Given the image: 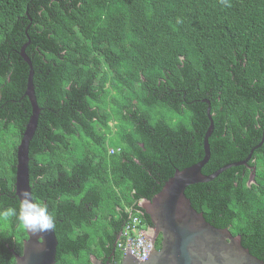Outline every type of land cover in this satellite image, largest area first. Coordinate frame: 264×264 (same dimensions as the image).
<instances>
[{
    "label": "trees",
    "instance_id": "16d2710c",
    "mask_svg": "<svg viewBox=\"0 0 264 264\" xmlns=\"http://www.w3.org/2000/svg\"><path fill=\"white\" fill-rule=\"evenodd\" d=\"M28 42L41 109L30 184L56 264H121L125 229L153 226L140 203L203 159L205 100L204 175L261 146L186 195L264 261V0H0V264H16L28 238L15 191Z\"/></svg>",
    "mask_w": 264,
    "mask_h": 264
},
{
    "label": "water",
    "instance_id": "95a60500",
    "mask_svg": "<svg viewBox=\"0 0 264 264\" xmlns=\"http://www.w3.org/2000/svg\"><path fill=\"white\" fill-rule=\"evenodd\" d=\"M29 44L23 46L20 54L30 68L25 95L30 101L32 115L18 147L15 179L16 196L27 217L25 228L28 238L23 243L22 254H16L15 258L16 264H56L58 240L54 226L35 205L30 184V143L38 127L41 109L33 83V64L25 52ZM204 102L208 104L210 126L204 137L203 159L182 171L177 169L152 200L140 203L154 227L153 237H150L151 250L148 257L141 261L132 254L130 241L121 264H264L243 246L240 236L234 237L228 229H218L207 222L186 195L190 186L209 183L226 170L248 165L254 151L261 146L255 147L247 159L204 175L202 170L211 159L209 138L214 132L211 103ZM251 181H254V174H251ZM159 236H162L160 249L156 246ZM90 262L103 264L95 255L91 256Z\"/></svg>",
    "mask_w": 264,
    "mask_h": 264
},
{
    "label": "built area",
    "instance_id": "2783aa9c",
    "mask_svg": "<svg viewBox=\"0 0 264 264\" xmlns=\"http://www.w3.org/2000/svg\"><path fill=\"white\" fill-rule=\"evenodd\" d=\"M135 221L140 223L139 227L134 226L132 228V232L135 233L136 236L132 237L130 235L129 228L127 227L123 232V235L128 239L125 243L119 244V249L123 253V256H125L127 254V246L131 241L132 254L139 260L144 261L148 257L151 250V239L148 237L147 230L143 226L141 220L136 218Z\"/></svg>",
    "mask_w": 264,
    "mask_h": 264
},
{
    "label": "flooded vegetation",
    "instance_id": "af4514ba",
    "mask_svg": "<svg viewBox=\"0 0 264 264\" xmlns=\"http://www.w3.org/2000/svg\"><path fill=\"white\" fill-rule=\"evenodd\" d=\"M153 231H154V227L152 226V227H150L148 230H147V233H148V236L149 237H153ZM162 237V236H161ZM160 236L158 237V239H157V241L161 238ZM26 240V239H25ZM24 240V241H25ZM161 241H162V238H161ZM24 243V242H23ZM116 246H117V244H116ZM119 251V250H118ZM113 255H116V248H115V250H113V253H112ZM99 260H101L102 261V263L103 264H111V261H109V260H107V261H105L104 260V258L106 257L105 255H102V256H100L99 254L98 255H95Z\"/></svg>",
    "mask_w": 264,
    "mask_h": 264
},
{
    "label": "clouds",
    "instance_id": "9594fccd",
    "mask_svg": "<svg viewBox=\"0 0 264 264\" xmlns=\"http://www.w3.org/2000/svg\"><path fill=\"white\" fill-rule=\"evenodd\" d=\"M147 235H148V233H147ZM149 237V236H148ZM150 238V237H149Z\"/></svg>",
    "mask_w": 264,
    "mask_h": 264
}]
</instances>
